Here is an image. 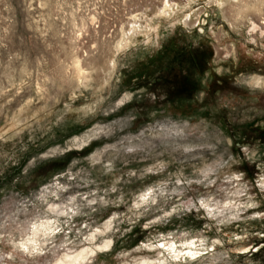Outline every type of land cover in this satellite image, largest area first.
<instances>
[{"label":"rangeland","instance_id":"374dc122","mask_svg":"<svg viewBox=\"0 0 264 264\" xmlns=\"http://www.w3.org/2000/svg\"><path fill=\"white\" fill-rule=\"evenodd\" d=\"M0 264H264V0H0Z\"/></svg>","mask_w":264,"mask_h":264},{"label":"snow or ice","instance_id":"6c2138e0","mask_svg":"<svg viewBox=\"0 0 264 264\" xmlns=\"http://www.w3.org/2000/svg\"><path fill=\"white\" fill-rule=\"evenodd\" d=\"M144 199H146L147 197L145 196V197H143ZM160 247H163V245H161Z\"/></svg>","mask_w":264,"mask_h":264},{"label":"clouds","instance_id":"9594fccd","mask_svg":"<svg viewBox=\"0 0 264 264\" xmlns=\"http://www.w3.org/2000/svg\"><path fill=\"white\" fill-rule=\"evenodd\" d=\"M237 178H239V177H237ZM57 231H60V229H57Z\"/></svg>","mask_w":264,"mask_h":264},{"label":"bare ground","instance_id":"6f19581e","mask_svg":"<svg viewBox=\"0 0 264 264\" xmlns=\"http://www.w3.org/2000/svg\"><path fill=\"white\" fill-rule=\"evenodd\" d=\"M254 26H255V24H254ZM256 30V29H255ZM81 71V70H80ZM193 253V252H192Z\"/></svg>","mask_w":264,"mask_h":264}]
</instances>
